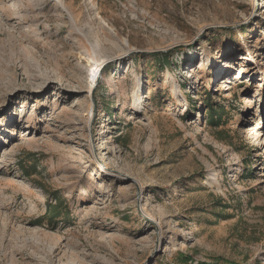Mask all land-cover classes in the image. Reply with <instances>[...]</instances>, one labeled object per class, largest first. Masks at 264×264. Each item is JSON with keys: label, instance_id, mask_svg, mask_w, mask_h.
Wrapping results in <instances>:
<instances>
[{"label": "rangeland", "instance_id": "obj_1", "mask_svg": "<svg viewBox=\"0 0 264 264\" xmlns=\"http://www.w3.org/2000/svg\"><path fill=\"white\" fill-rule=\"evenodd\" d=\"M181 260L264 264V0H0V264Z\"/></svg>", "mask_w": 264, "mask_h": 264}, {"label": "trees", "instance_id": "obj_2", "mask_svg": "<svg viewBox=\"0 0 264 264\" xmlns=\"http://www.w3.org/2000/svg\"><path fill=\"white\" fill-rule=\"evenodd\" d=\"M153 56H156V57H159V56L164 57V54L163 53H157V54H154ZM208 114L210 115L209 119L211 121H213V119H215V117H216V110H214V108H210L209 107ZM25 173H27V172H25ZM26 176H29V174L27 173ZM59 203H61V202H59ZM47 209L48 210H47V213H46V217H47L48 221L51 222L52 219L54 217H57V215H58L56 213L57 207L56 206L49 205ZM68 218L69 217L67 216L64 220L66 221ZM185 261L186 260H181V262L179 264H186ZM198 264H200V263H198ZM215 264H231V263H215Z\"/></svg>", "mask_w": 264, "mask_h": 264}, {"label": "bare ground", "instance_id": "obj_3", "mask_svg": "<svg viewBox=\"0 0 264 264\" xmlns=\"http://www.w3.org/2000/svg\"><path fill=\"white\" fill-rule=\"evenodd\" d=\"M98 69H99V67H97L94 71L91 72V80H90V83H91V84H92V83L95 81V79H96ZM136 101H138V99H137ZM137 106H138V104H137Z\"/></svg>", "mask_w": 264, "mask_h": 264}]
</instances>
